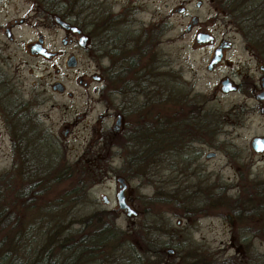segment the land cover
Wrapping results in <instances>:
<instances>
[{
  "label": "rangeland",
  "instance_id": "obj_1",
  "mask_svg": "<svg viewBox=\"0 0 264 264\" xmlns=\"http://www.w3.org/2000/svg\"><path fill=\"white\" fill-rule=\"evenodd\" d=\"M81 3L90 18L84 24L91 36L85 49L65 46L59 40L63 30L54 32L34 19L16 28L18 35L13 41L1 35L4 40H0V170L9 167L15 158L19 160L18 144L25 147L24 143L29 141L33 149L37 145L39 151L46 153L57 149L69 161L87 160L99 149L103 131L111 129L118 112L116 104L127 113L123 121L126 118L131 123L136 118H149L147 103L157 120L172 111L175 116L180 107V113L190 112L192 107L196 108L194 112L197 109L208 112V137L204 133V139L198 141H193L200 136L192 126L186 129L187 140L181 141L185 137L182 125L179 128L167 125L171 129L168 132L173 133L169 147L179 150L183 143L189 144L184 159L174 151L164 158L158 152L152 163L145 161L143 169L133 172L123 163L124 151L115 145L105 149L108 159L99 164L100 178L89 187L87 199L75 206V211L82 215L99 207L111 209L117 213V223L127 227L141 219L149 220V207L159 221L175 229L168 238L165 236L167 239L183 245L188 240L190 258L194 253L197 257L200 252H210L218 260L231 257L236 263L247 264L241 253L245 248L264 252V238L241 232L243 228L264 229V150L255 152L249 144L254 135H264V113L260 112L264 101L255 98L252 87L255 82L257 90L261 89L259 65L264 66V41L253 31L243 32L212 0H81ZM181 6L183 11H179ZM28 9L8 4L0 9V21L27 17ZM194 16L198 20L187 30L186 25ZM164 24V31H152ZM124 28L130 33L125 31L124 35ZM144 29L148 32L131 33ZM40 31L50 48L61 53L45 59L30 52L25 44ZM117 31L122 35H116ZM197 31L212 33L214 41L196 42ZM140 38L139 45L148 54L143 57L139 71H147L146 89L150 88L141 94L137 89L134 92L138 94H115L111 99L114 105L107 103L109 97L100 91L105 82L104 69L115 61L113 52ZM124 39L128 43L117 42ZM222 41L230 44L222 48V59L208 69L214 49ZM135 47L136 54L140 47ZM70 54L77 58L74 66L65 63ZM148 63L152 70H146ZM131 72L127 74L128 80H136ZM93 75L101 77L96 80ZM224 77L233 79L238 84L236 89L223 92L220 81ZM3 79L6 84L1 82ZM54 80L66 87L64 92L51 88ZM176 96L181 98L179 103ZM211 108L216 111L215 124L207 111ZM13 109L26 114L29 122L26 133L17 130ZM29 110L36 112L34 119ZM182 118H187L185 114H180L179 119L186 122ZM175 133L180 136L174 137ZM40 136L53 145L43 147L46 143L38 139ZM206 151L214 154L206 157ZM144 156L146 160L147 151ZM118 175L126 180L127 200L137 210L135 215L128 216L118 208L115 197ZM104 194L107 201L103 200ZM151 196L161 199L154 208L146 200ZM37 201L43 204L42 199ZM167 252L169 255L164 259L170 260L175 253L172 245Z\"/></svg>",
  "mask_w": 264,
  "mask_h": 264
},
{
  "label": "trees",
  "instance_id": "obj_2",
  "mask_svg": "<svg viewBox=\"0 0 264 264\" xmlns=\"http://www.w3.org/2000/svg\"><path fill=\"white\" fill-rule=\"evenodd\" d=\"M212 2L243 32L253 31L254 35L264 41V0ZM165 27L166 24L152 31L162 32ZM122 30L124 35L126 32L130 33L125 28ZM119 31L116 35H122ZM143 31L148 32L144 29L131 33L138 35ZM141 40L142 38L132 44L130 42L128 46L121 47V51L113 52L117 60H112V64L104 69L105 82L100 88L101 93L109 97L105 100L107 103L114 105L111 99L115 94H141L150 88L146 89L147 71H139L143 57L148 54L144 47L139 45ZM117 42L120 45L128 43L125 39ZM133 45L140 47L136 54V47ZM148 69L152 70L149 63L146 64V70ZM130 71L136 76V80H128L127 74ZM6 81L1 80L5 84ZM116 82L119 83L114 87ZM138 85L140 87L136 88ZM136 89L138 93L134 92ZM147 105L149 118H136L132 123L125 118L119 131L114 132L109 128L104 130L99 149L93 151L87 160L81 158L69 161L65 154L57 149L47 153L39 151L40 147L37 145L33 149L30 141V144L24 143L25 147L18 144L19 160L15 158L9 167L0 170V264H239L231 257L218 260L210 252H200L197 257H194V253L190 258L188 240L183 245L167 239L175 229L167 222L159 221L149 207V220L141 219L127 227H121L117 223V213L111 209L99 207L82 215L76 213L75 206L87 199L89 187L100 178L99 164L108 159L105 149L115 145L122 153L125 152L123 163L125 166L128 164V168L133 172L135 169L138 172L143 169L145 161L150 164L156 158L161 145V126L156 115L151 114V105ZM115 107L123 117L127 115L120 105L116 104ZM191 109L194 111L196 108ZM198 111L200 109H197ZM207 111L212 114L211 122L215 124L216 111L213 108ZM13 112H17V130L26 133L29 130L26 114L20 109H13ZM171 116H174L173 111L171 114L167 113L165 121H172ZM169 126L164 125L162 128L164 146L172 144L170 137L173 133L168 132L171 131ZM38 139L46 143L43 147L53 145L45 142L41 136ZM13 143L16 149V142ZM44 153L46 154L43 155ZM39 199H42L43 204H38ZM146 200L154 204L152 208L156 206L155 203L161 201L157 196L148 197ZM241 232L264 238L263 228H243ZM169 245L173 246L176 254L166 260L164 258L169 255ZM241 253L247 264H258V260L259 264H264L262 251L245 248Z\"/></svg>",
  "mask_w": 264,
  "mask_h": 264
},
{
  "label": "flooded vegetation",
  "instance_id": "obj_3",
  "mask_svg": "<svg viewBox=\"0 0 264 264\" xmlns=\"http://www.w3.org/2000/svg\"><path fill=\"white\" fill-rule=\"evenodd\" d=\"M8 4L9 5L11 4V6H13V7L14 6L15 7L28 6L29 7V9L27 11L28 16L27 17H25V16L13 17L12 20L0 21V40H2V41L4 40V39H2L1 35H5L9 41L15 40L16 35H18V33H16V28L25 24L26 21L30 22L31 19L32 20L34 19V20H37L36 23H38L40 25H44L47 29H51L54 32H56V30H58V29L63 30L64 34L59 36V40L65 46L78 47L81 49H85L88 47L91 36L89 35L88 32L85 31L84 24L87 22H90V18H89V13H87L86 11L83 10L81 0H0V9L4 8L5 6H8ZM30 12H31V14H30ZM60 21L65 22L66 26L62 25ZM72 26H75L76 28H72ZM47 34L50 36L51 32H48ZM44 35L45 34L40 31L36 34V37L33 40L26 42L25 45H28L30 52L35 54V55H39L45 59H47V58L49 59V58L61 53L60 51L52 50L50 48L49 41L46 40ZM84 36H85V38H83ZM37 43H39V46L37 45ZM224 43H226V42L225 41L220 42V44H222V45H224ZM45 52H47V54ZM70 55H74V54H70ZM222 55H223V53H222ZM222 55H221V58L219 60L222 59ZM69 56L66 58L65 63L67 66H74L77 63V58L74 55L75 56V64L70 65L67 63V59L69 58ZM254 56L257 57V55H255V54H254ZM219 60L215 64H217L219 62ZM215 64L213 66H215ZM56 70H58V68H56ZM260 73H261V76L264 75V71H262V72L260 71ZM100 77H101L100 75H98V77H96V75H93V78L96 80H99ZM231 80H233V79H231ZM56 81H58V80H54L51 83V88L54 91L64 92L66 89L65 86H63L62 89H59L57 86L55 88L53 87V84ZM259 82H260V79H259ZM254 83L255 82H253L252 87H253V92H255V94H256L259 90H257V86ZM236 85L238 86V84H236ZM94 88L97 89L98 88L97 85L94 86ZM68 94H70V92ZM179 99H181V98L177 99L178 103L180 102ZM185 99L186 98L184 97L183 100H185ZM53 106H55L54 103H53ZM261 108L263 110H261ZM260 112L264 113V103L260 106ZM28 114L31 117L32 116L35 117L36 112L30 111ZM180 114H182V115L185 114L187 116V118H182L186 122H183L181 119H179ZM209 115L210 114H208V112L204 113L201 111H198V112L190 111V112L180 113V109L179 110L177 109L176 115L173 117L175 119H173L172 121H169V122L165 121L164 116L158 117L159 118L158 119L159 125L161 126V132H162L161 140H160L161 145H160V151H159L160 156L162 158H164L165 155L168 157L174 151L177 153V156H180L182 159H184V157L186 156V150H188V147H189V144L183 143L181 146V149H179L180 151L178 149L175 150V148H171L169 146H167L168 151H164V149H165V147L163 145L164 144V133H163L164 129H162L164 125L173 124L174 126H176L178 128L180 127V125H182L181 128H183V130H185V137L182 136L181 141L187 140L186 129L190 130L193 127L196 130V132L198 133V136H200L199 138L197 137L193 141H198V140L204 139V137L202 136V134H204V133H205V136L208 137L206 135V133H208V130H206V129H207V127L210 128V116ZM117 116H120L118 128L116 130L113 128L114 123L112 125H110V128L114 132L119 131V129L121 128V126L124 122L123 121V115L121 114V112L118 111L115 113V119ZM115 119H114V122H115ZM191 120H193V122H190ZM185 124H187V127H185ZM175 136L179 137L180 135L175 133L174 137ZM261 136H264V135H261ZM249 144H250V142H249ZM250 147L255 152H262L264 150L263 149L260 151H256L251 145H250ZM162 152H163V154L161 155ZM213 154H214L213 151H206V153H205L206 157H210Z\"/></svg>",
  "mask_w": 264,
  "mask_h": 264
},
{
  "label": "water",
  "instance_id": "obj_4",
  "mask_svg": "<svg viewBox=\"0 0 264 264\" xmlns=\"http://www.w3.org/2000/svg\"><path fill=\"white\" fill-rule=\"evenodd\" d=\"M197 5H199V1L197 2ZM184 10V6H181L179 8V11H183ZM198 18L196 16H194L191 20V22H189L186 25V29H190L192 24H195L197 22ZM62 25L66 26V23L63 21H60ZM72 28H76L75 26H72ZM85 38V36L83 37ZM195 40L197 42H213L214 40V35L208 31H197L195 34ZM230 44V42H226L224 43V45L220 44L218 45V47H216L214 49V53L212 58L210 59L209 63L207 64V68H211L220 58L222 55V47L228 46ZM37 45L39 46V43H37ZM47 54V52H45ZM67 63L70 65H74L75 64V56L74 55H70L69 58L67 59ZM259 69L260 71H264V66L263 65H259ZM96 77H98V75H96ZM58 87L59 89L63 88V84L60 81H56L53 84V87ZM260 86L261 89L255 94V97L259 100L264 101V75H262L260 77ZM220 89L223 92H228L231 90L236 89V84L234 83L233 80H231V78L229 77H224L221 79L220 81ZM261 110H263L261 108ZM120 116H117L113 125V128L116 130L118 128V123L120 121L119 119ZM250 145L256 150V151H260L264 149V136L261 135H255L252 137V139L250 140ZM116 181H117V190L115 192V197H116V201H117V205L118 208L122 209L125 211L126 215L131 216V215H135L137 214V210L135 208H133L129 201L127 200V196H126V180L124 178V176L122 175H118L116 176ZM103 200L107 201L108 198L107 196L104 194L103 196ZM168 251H172L171 248L168 249Z\"/></svg>",
  "mask_w": 264,
  "mask_h": 264
}]
</instances>
